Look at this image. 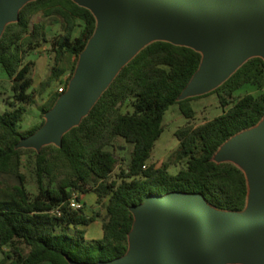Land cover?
Here are the masks:
<instances>
[{"label":"trees","instance_id":"obj_1","mask_svg":"<svg viewBox=\"0 0 264 264\" xmlns=\"http://www.w3.org/2000/svg\"><path fill=\"white\" fill-rule=\"evenodd\" d=\"M44 18L59 21L60 31L51 38ZM96 26L95 14L75 0H29L0 35V67L11 89L9 108L0 110V264H97L121 258L129 250L135 223L132 207L151 194H199L222 211L245 209V173L214 156L224 142L264 117V91L235 95L246 85L264 89V59L258 55L248 57L210 91L216 94L221 112L194 124L189 102L198 96L181 95L197 73L202 53L188 44L154 39L118 70L58 143L37 149L21 145L45 123L42 119L26 129L19 126L37 96L32 76L35 60L26 59L27 54L48 43L53 60L38 90L53 81L66 88L62 76L73 75ZM63 93L55 89L49 94L41 116ZM173 104L187 120L174 132L178 143L170 158L157 166L151 153L164 130V114ZM118 139L131 145L124 166L111 148ZM24 157L34 193L22 171ZM171 160L179 163L175 173L169 172ZM90 192L97 202L105 201V213L101 236L88 239L87 226L98 216L85 211L83 197ZM73 195L82 201L78 208L69 206Z\"/></svg>","mask_w":264,"mask_h":264},{"label":"water","instance_id":"obj_2","mask_svg":"<svg viewBox=\"0 0 264 264\" xmlns=\"http://www.w3.org/2000/svg\"><path fill=\"white\" fill-rule=\"evenodd\" d=\"M27 1L0 0V35ZM75 1L95 14L96 30L66 90L46 113L47 121L23 139L22 146L37 149L58 143L118 70L154 39L205 52L181 97L217 86L250 52L264 55V0ZM224 153L248 169L253 181L251 210L223 215L209 211L199 194H151L132 207L130 252L97 264H227L236 260L264 264V127L230 143Z\"/></svg>","mask_w":264,"mask_h":264},{"label":"rangeland","instance_id":"obj_3","mask_svg":"<svg viewBox=\"0 0 264 264\" xmlns=\"http://www.w3.org/2000/svg\"><path fill=\"white\" fill-rule=\"evenodd\" d=\"M44 23V27L46 29V33L48 38H51L53 34L60 31L59 21L58 20H49L47 18L42 19ZM203 59L205 57V52L201 51ZM253 55L261 56L264 59V55L261 54L258 51H252L249 54L245 56V60ZM26 59H34L35 60V66L32 71V76L34 78V87L37 89V96L35 99V103L31 106L27 107L26 112L24 113L21 121L19 122V126L21 129H26L30 127L33 124H38L42 119L46 122L48 119V115L45 113L43 116H41V106L49 96L51 92H53L55 89H58L61 85H64L62 82L53 81L51 85H48L45 87V89L40 92L38 89L40 81L45 79L47 75L49 74V68L52 64V53L49 52V45L48 43H44L40 47H38L34 52H30L27 54ZM81 57L78 60L77 68L80 66ZM77 71V70H75ZM75 73V72H74ZM73 73V75H74ZM72 75V76H73ZM72 76H69L68 73H65L62 76V80H67V85L72 78ZM66 85V87H67ZM65 87V85H64ZM216 86L210 87L202 92H199L197 94L198 97L193 98L190 100V106L194 110V118L192 119V122L194 124H198L203 122L204 120L210 119L214 117L215 115L219 114L221 112V106L219 105L217 96L215 93H210V91L215 88ZM66 90V88H65ZM64 90V91H65ZM264 91V89H258L255 86L252 85H246L241 87L239 90L235 92V95H241L246 92H252L255 94H258L259 92ZM11 95V89H10V80L6 73L2 70L0 67V110L4 111L5 109L9 108L8 100L10 99ZM185 116L182 114V112L179 110L177 104L171 105L164 114V130L162 131L160 137L156 140L150 160L154 162L157 166L160 165L163 161L168 160L170 158V155L175 150L177 146V138L174 134L175 130L183 125L186 122ZM264 127V117L262 120L256 124L255 126L246 129L242 132H239L238 134L232 136L230 139H228L226 142H224L219 149L215 153V160L217 161H230L236 165H238L243 172L245 173L247 184H248V196L246 200V206L245 209L240 213H246L253 207V181L249 174V172L246 170L245 166L236 158L232 156H228L224 153V149L227 145L234 142L235 140L241 139L250 133L260 130ZM55 143V142H51ZM34 148V147H33ZM114 154L119 158V165L124 166L127 164L129 160V154L131 150V145L124 142L122 139L116 140L113 147H111ZM171 165L169 167L170 173H175L177 169L179 168V163L174 162V160H171ZM118 170V167L115 169V172ZM22 171L25 173L27 177V188L30 192H35V185L33 183V177L31 175V172L28 168V166L25 164V157L23 158V165H22ZM85 211L87 214H92L93 212H98V216L96 217L95 224L100 227V224L103 220V215L105 213L104 209V202H97L96 195L93 193H86L85 194ZM204 206L212 212H217L219 214L228 215V214H234L233 212H227L222 211L219 209H216L207 203H204ZM96 225L90 224L86 237L89 239L91 236L96 237L94 233V230L96 229ZM94 228V229H93ZM92 237V238H93ZM132 248V244L130 243V249L128 253L130 252ZM1 256V253H0ZM230 263H239V264H259L255 262H251L249 260H236ZM48 264V263H45Z\"/></svg>","mask_w":264,"mask_h":264},{"label":"built area","instance_id":"obj_4","mask_svg":"<svg viewBox=\"0 0 264 264\" xmlns=\"http://www.w3.org/2000/svg\"><path fill=\"white\" fill-rule=\"evenodd\" d=\"M65 90V87L64 85H61L59 88H58V91L59 92H63ZM82 205V201H79L76 199L75 195H73L70 199H69V206L72 207V208H78ZM53 213L55 214H59L60 211L59 210H55Z\"/></svg>","mask_w":264,"mask_h":264},{"label":"crops","instance_id":"obj_5","mask_svg":"<svg viewBox=\"0 0 264 264\" xmlns=\"http://www.w3.org/2000/svg\"><path fill=\"white\" fill-rule=\"evenodd\" d=\"M92 193V192H91ZM94 194V193H93ZM95 195V194H94ZM85 196L86 195H84V197H83V199L85 198ZM84 202H85V200H83ZM95 222H97L96 221V219L93 221V222H91L90 224H94V225H96L95 224ZM88 227H89V225L87 226V229H88ZM94 229V228H93ZM87 233V232H86ZM94 233L96 234V235H94V236H96V237H93V236H91L89 239H91L92 237L93 238H97V237H100L101 236V233H102V230H101V224H100V227L98 228V226L96 225V229L94 230ZM87 238V237H86Z\"/></svg>","mask_w":264,"mask_h":264},{"label":"bare ground","instance_id":"obj_6","mask_svg":"<svg viewBox=\"0 0 264 264\" xmlns=\"http://www.w3.org/2000/svg\"><path fill=\"white\" fill-rule=\"evenodd\" d=\"M246 170L248 171V169L246 168Z\"/></svg>","mask_w":264,"mask_h":264}]
</instances>
